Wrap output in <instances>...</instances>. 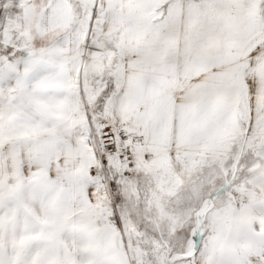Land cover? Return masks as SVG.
<instances>
[{"label": "snow or ice", "instance_id": "1", "mask_svg": "<svg viewBox=\"0 0 264 264\" xmlns=\"http://www.w3.org/2000/svg\"><path fill=\"white\" fill-rule=\"evenodd\" d=\"M0 264H264V0H0Z\"/></svg>", "mask_w": 264, "mask_h": 264}]
</instances>
